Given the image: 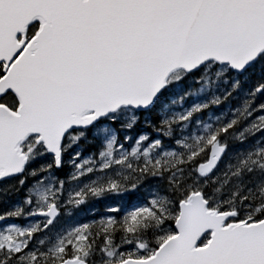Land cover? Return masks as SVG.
Instances as JSON below:
<instances>
[{
    "label": "snow or ice",
    "instance_id": "6c2138e0",
    "mask_svg": "<svg viewBox=\"0 0 264 264\" xmlns=\"http://www.w3.org/2000/svg\"><path fill=\"white\" fill-rule=\"evenodd\" d=\"M0 264H264V0H0Z\"/></svg>",
    "mask_w": 264,
    "mask_h": 264
}]
</instances>
